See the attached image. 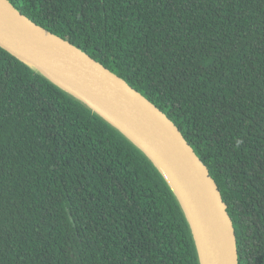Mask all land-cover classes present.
I'll return each mask as SVG.
<instances>
[{"label": "trees", "instance_id": "trees-1", "mask_svg": "<svg viewBox=\"0 0 264 264\" xmlns=\"http://www.w3.org/2000/svg\"><path fill=\"white\" fill-rule=\"evenodd\" d=\"M9 1L176 124L264 264V0ZM0 264H200L146 155L1 47Z\"/></svg>", "mask_w": 264, "mask_h": 264}, {"label": "water", "instance_id": "water-1", "mask_svg": "<svg viewBox=\"0 0 264 264\" xmlns=\"http://www.w3.org/2000/svg\"><path fill=\"white\" fill-rule=\"evenodd\" d=\"M0 47L85 104L146 155L185 214L200 264H239L234 223L216 181L160 108L9 0H0Z\"/></svg>", "mask_w": 264, "mask_h": 264}, {"label": "bare ground", "instance_id": "bare-ground-1", "mask_svg": "<svg viewBox=\"0 0 264 264\" xmlns=\"http://www.w3.org/2000/svg\"><path fill=\"white\" fill-rule=\"evenodd\" d=\"M65 84V83H64ZM66 85V84H65Z\"/></svg>", "mask_w": 264, "mask_h": 264}]
</instances>
